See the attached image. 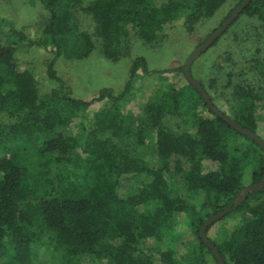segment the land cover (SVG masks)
Returning <instances> with one entry per match:
<instances>
[{"label": "trees", "instance_id": "1", "mask_svg": "<svg viewBox=\"0 0 264 264\" xmlns=\"http://www.w3.org/2000/svg\"><path fill=\"white\" fill-rule=\"evenodd\" d=\"M39 1L46 15L37 38L13 23H6L12 40L0 36V261L28 264L50 235L68 264H186L170 240L184 215L199 240L197 262L206 264L209 256L218 264L199 233L207 219L233 208L205 236L226 264H264V187L238 201L248 166L250 188L264 180V150L211 112L184 67L151 72L137 58L121 93L102 89L90 100L75 97L58 72L60 60L88 59L97 44L112 62L129 54L133 35L161 45L183 14L193 34L226 3L235 5L225 20L245 0ZM80 12L90 16L92 33L80 29ZM242 16L264 25V0H252L235 22ZM21 50L49 55V87L36 67L23 68ZM179 71L185 86H162L140 115L127 113L139 76ZM258 73L264 76V61L257 58L233 64L217 93L228 110L210 98L264 140V88L244 79ZM212 85L216 93L218 83ZM172 119L187 120L194 131H174ZM147 144L154 154H147ZM126 183L131 188L123 192ZM184 191L202 196L200 206ZM232 219L237 225L228 230Z\"/></svg>", "mask_w": 264, "mask_h": 264}, {"label": "rangeland", "instance_id": "2", "mask_svg": "<svg viewBox=\"0 0 264 264\" xmlns=\"http://www.w3.org/2000/svg\"><path fill=\"white\" fill-rule=\"evenodd\" d=\"M89 1L85 0L83 6L88 5ZM234 5V2L226 3L212 18L201 21L193 34L187 33L184 27L185 15L183 14L166 31V38L162 44L156 47L146 45L132 34L133 36L130 38L131 50L129 54L118 62H112L103 57L97 44L95 51L88 59L82 61L60 60L58 64L59 75L71 85L75 97L90 100L102 89H111L116 94L121 93L129 79L131 65L137 58H145L148 69L151 72L182 69L192 54L206 42L215 30H218L223 25ZM45 15L46 13L39 0H0V36L12 40V36L8 34L9 27L6 23H13L17 29L22 30L30 38L35 39L39 35L38 23ZM77 22L81 30L93 32L90 16L80 12ZM48 57V54L38 50L31 52L21 50L18 54V60L23 68L29 65L36 67L41 84L47 87L49 85L46 82L45 65ZM251 58L264 61V25L256 19L242 16L213 46L192 64L190 68V73L192 71V74L190 75H193L197 82L201 81L204 84L210 92L209 96L216 100L218 108L227 111L229 107L217 97V93H221L226 85L227 75L232 65ZM184 79L181 71L164 75L160 73L152 74L151 76L142 74L136 81L135 90L126 108L127 113L140 115L144 104L150 100L157 89L162 86H185L186 81ZM244 79L264 88V76L260 73L249 75ZM213 83H218L216 93L210 91ZM198 111L203 116H212L203 107H200ZM186 121L182 122L181 120L172 119L168 125L176 132L184 130L193 132L194 127L192 128L191 124ZM147 148V154H154L151 145L147 144ZM251 175L252 167L248 166L243 181L244 190L250 188L252 183ZM130 188L131 185L126 183L123 192L130 190ZM185 196L190 197L195 204L200 206L202 196H191L186 192ZM262 201H264V198ZM226 223L228 230H231L237 225V220H228ZM222 225L225 224L216 226L212 234H218V230ZM43 240L45 245L33 251L28 264H68L63 257L62 251L56 247V241L50 235H46ZM170 240L177 252L183 255L186 264H200L196 260L199 240L188 226L184 215L180 217L179 225ZM206 259V264H216V261L209 256ZM3 262L1 260L0 264H4ZM76 264L89 263L77 262Z\"/></svg>", "mask_w": 264, "mask_h": 264}, {"label": "water", "instance_id": "3", "mask_svg": "<svg viewBox=\"0 0 264 264\" xmlns=\"http://www.w3.org/2000/svg\"><path fill=\"white\" fill-rule=\"evenodd\" d=\"M252 0H245L241 5H239L235 11L231 14V16L223 23V25L214 32L206 42L196 50L192 56L187 60L185 67H184V75L187 81L194 86L197 90H199L201 96L204 98L205 102L207 103L209 109L213 114L224 120L231 128H233L239 134L246 136L250 140L256 142L263 150H264V140L259 136L243 129L242 127L238 126L234 121L229 119L228 117L224 116L223 113L215 107L214 103L212 102L210 96L205 92L204 88L194 80L190 75V68L192 64L203 54L205 53L211 46H213L216 41L229 29L232 23L238 18L239 15L243 12V10L250 4ZM264 187V180H262L259 184L244 190L238 197L239 202H243L247 199L248 195L252 192H255ZM233 211V208L226 209L225 211L217 214L216 216L207 220V222L203 225L200 230V238L205 242L208 248L212 251L214 257L217 260L218 264H226L224 259L222 258L221 254L215 247V245L205 236L206 229L216 221L221 220L223 217L228 215Z\"/></svg>", "mask_w": 264, "mask_h": 264}]
</instances>
